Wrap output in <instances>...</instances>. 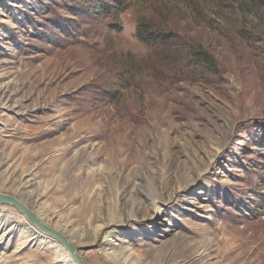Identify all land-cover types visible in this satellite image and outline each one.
I'll list each match as a JSON object with an SVG mask.
<instances>
[{"label": "rangeland", "instance_id": "1", "mask_svg": "<svg viewBox=\"0 0 264 264\" xmlns=\"http://www.w3.org/2000/svg\"><path fill=\"white\" fill-rule=\"evenodd\" d=\"M0 194L85 264H264V0H0ZM30 225L0 264L71 261Z\"/></svg>", "mask_w": 264, "mask_h": 264}, {"label": "water", "instance_id": "2", "mask_svg": "<svg viewBox=\"0 0 264 264\" xmlns=\"http://www.w3.org/2000/svg\"><path fill=\"white\" fill-rule=\"evenodd\" d=\"M0 204L9 205L17 209L22 215H24L27 218L28 222L31 224L30 225L31 227H35L37 230H39L42 233L43 236L61 244L69 253L74 264H85L82 256L79 255L78 250L67 239L66 236L46 226L40 220V218L24 204H22L21 202H19L18 200H16L11 196L1 195V194H0Z\"/></svg>", "mask_w": 264, "mask_h": 264}, {"label": "trees", "instance_id": "3", "mask_svg": "<svg viewBox=\"0 0 264 264\" xmlns=\"http://www.w3.org/2000/svg\"><path fill=\"white\" fill-rule=\"evenodd\" d=\"M194 55L196 56V60L200 61L204 66H212L213 61L212 58L204 53H194Z\"/></svg>", "mask_w": 264, "mask_h": 264}, {"label": "bare ground", "instance_id": "4", "mask_svg": "<svg viewBox=\"0 0 264 264\" xmlns=\"http://www.w3.org/2000/svg\"><path fill=\"white\" fill-rule=\"evenodd\" d=\"M32 231H34L33 233H34V235L35 236H33L32 235V238H35L36 236H38V232L35 230V229H33V227H31V226H28ZM45 237V236H44ZM61 244L60 245H58V247H60L61 248ZM63 248V247H62ZM59 249V248H58ZM63 251V253L65 254L64 256H65V260H68L69 258L71 259V257H70V255H69V253L66 251V250H62ZM68 263V262H67ZM68 264H74V262L72 261V259H71V261L68 263Z\"/></svg>", "mask_w": 264, "mask_h": 264}]
</instances>
